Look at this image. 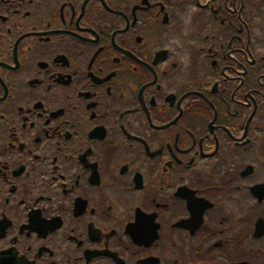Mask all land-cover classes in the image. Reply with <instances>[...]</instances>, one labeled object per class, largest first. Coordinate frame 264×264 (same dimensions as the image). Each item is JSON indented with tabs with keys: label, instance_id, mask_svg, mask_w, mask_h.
<instances>
[{
	"label": "flooded vegetation",
	"instance_id": "1",
	"mask_svg": "<svg viewBox=\"0 0 264 264\" xmlns=\"http://www.w3.org/2000/svg\"><path fill=\"white\" fill-rule=\"evenodd\" d=\"M264 0H0V264H264Z\"/></svg>",
	"mask_w": 264,
	"mask_h": 264
}]
</instances>
